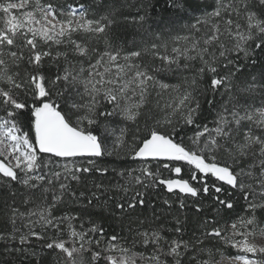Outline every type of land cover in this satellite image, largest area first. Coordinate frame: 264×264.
Listing matches in <instances>:
<instances>
[{"label": "snow or ice", "instance_id": "obj_1", "mask_svg": "<svg viewBox=\"0 0 264 264\" xmlns=\"http://www.w3.org/2000/svg\"><path fill=\"white\" fill-rule=\"evenodd\" d=\"M199 3L207 7L204 0ZM169 7L187 13L190 2L174 0ZM210 7L191 26L195 34L177 37L170 50L167 44L152 43L125 54L108 39L114 10L89 18L83 3L0 0V179L22 184L31 193L23 203L35 204L26 213L12 207L13 232L0 234V241L28 246L33 240L47 241V250L63 254L56 264H85L86 253H91L92 264H168V257L181 264L185 252L192 249L206 255L203 260L193 257L196 264H264V246L255 243L264 239V223L257 218L258 212L264 213V79L253 76L243 86L235 82L243 71L237 60L253 57L251 63L256 64L255 52L264 50V0H215ZM145 20V16L135 18L140 24ZM80 35L85 39L75 38ZM87 38L92 43L99 38L105 50L93 48ZM54 47L68 50L54 51ZM145 57L149 59L141 63ZM49 61L57 65L54 77L47 75ZM182 61L188 62L185 67L199 62L195 77L184 85L157 78L180 68ZM206 74H211L212 93L229 94L211 126L198 122L202 110L198 81ZM256 93L261 94L259 107L249 103ZM104 104L110 110H102ZM208 104L212 106L214 100ZM101 116L122 117L137 126L142 138L128 145L126 131L121 130L113 148L106 149L101 136L91 130ZM183 127L196 129L186 142L180 138ZM105 132L114 135L108 128ZM126 149L131 160L143 165L113 169L119 179L111 187L96 184L85 209L99 204L107 211L111 203L113 215L134 213L145 206L148 191L163 187L169 194L194 199L215 193L214 202L232 210L235 205L220 195L227 186L226 195L235 191L248 202L249 215L227 226L206 219L195 241L169 239L160 229L138 231L140 243L155 248L145 255L133 250L135 239L130 247L118 235L106 236L102 225L89 222L86 228L80 216L54 214L61 204L84 197L72 187L81 184V174L109 175L108 169L99 168L97 158ZM176 164L190 166L189 179L183 178L185 169ZM159 169L174 178H161ZM98 192L105 197L102 203ZM164 204L171 207L168 200ZM185 207L181 198L179 208ZM175 231L180 234L182 228ZM206 241L219 242L236 255L201 247ZM93 246L98 251L93 252Z\"/></svg>", "mask_w": 264, "mask_h": 264}, {"label": "trees", "instance_id": "obj_2", "mask_svg": "<svg viewBox=\"0 0 264 264\" xmlns=\"http://www.w3.org/2000/svg\"><path fill=\"white\" fill-rule=\"evenodd\" d=\"M65 2L73 5L83 3L88 9L89 18H99L108 14L110 10H114L116 13L114 17L115 23L109 30L108 39L113 48L127 54L133 50L150 47L152 43L167 44L170 50L174 46L173 42L177 37L195 34L191 26L197 22L198 18H202L211 10L210 6L215 3V0H204V5H207V7L202 6L199 0H189L190 7L187 13L183 10L177 11L175 7H169V5L174 3V0H59L61 4ZM139 16L146 17L143 24L135 22V18ZM157 37H159V40H157ZM75 38L78 40L85 39L82 35ZM87 39L93 48L100 52L105 50V45L99 41V38L95 43H92L91 38ZM175 46L180 45L176 44ZM53 50L67 51L68 49H56L54 47ZM69 58L73 60V63L76 62L74 58ZM231 58L236 59L234 56ZM252 58H240L237 60V63L243 68V71L237 74L238 79L235 82L241 86H243L244 82L251 81L253 76L257 80L264 79V50L255 52L254 59L257 61L256 64L251 63ZM148 59V57H145L140 62L143 63ZM154 63L156 66H160L159 61H155ZM187 63V61H182L180 68L158 75L157 78L171 85H184L188 79L195 77L196 70L199 67L198 61H193L188 67H185L184 65ZM46 71L49 77H54L57 71V65L49 61ZM210 76L211 74H206L199 79V90L202 91H198L197 95L202 106L198 122L201 125L207 123L211 126L216 118V112L221 109L224 103L228 102L227 97L229 94L224 93L222 90L219 94L212 93L209 84ZM181 90L183 91V88ZM233 91H235V88ZM209 99L214 100L212 106L208 104ZM258 101H261V94H252L249 103L253 107H259L260 104H256ZM102 110H110V106L104 104ZM139 127H144L142 121L139 122ZM105 128L111 130L117 137L120 135L121 130H125V141L128 145L133 143V139L139 140L142 138V134L137 129V126L129 121L123 120L120 116H101L99 117V124L91 130L101 136L104 146L108 150L113 148L111 145H113L114 141L110 137L114 136L107 134ZM195 131L196 129L194 128L183 127L180 130V138L186 142L187 137L192 136ZM96 163L99 168L108 169L109 175L101 176L96 172L81 174V184H73L72 187L77 192H83L84 197L78 202L69 200L66 204H61L54 214L57 216L65 214L80 216L81 222L85 224L86 228L89 222L102 225L105 229L106 236L118 235L122 238V242H127V246L130 247L132 246V240L135 239L137 242L133 250L136 249L137 252H140L142 249L139 238L137 237L138 231L160 229L169 239L183 238L184 240L195 241V238L201 234V225L206 219H214L217 222V226L221 224L227 226L230 222L235 221L237 217L249 215L245 212V205L248 202L242 198L240 193L235 191H233L232 196L226 195L229 191L227 186H224L225 192L220 195L222 199H227L235 205L232 210L223 209L218 203L214 202L213 197L217 195L215 193H210L209 196L202 195L200 198L194 199L178 196L174 193L169 194L163 187L148 191L145 206L143 208H137L134 213L117 212L113 215L111 203L107 211H104L99 204L95 207L85 209L83 205L90 198V190H95L94 186L96 184L111 187L119 179L112 172L113 169L126 171L140 167V161L130 159V150L128 149L122 151L119 155L97 158ZM153 166L155 167V165ZM176 166L185 169L183 174L184 179L190 178L192 171L190 166L183 164H176ZM159 171L161 172V178H174L167 170L159 169ZM209 183H213V181L209 180ZM13 193H15V196L12 195ZM30 194V190L26 189L22 184L0 179V234L7 236L13 232V226L9 221L12 207H17L24 213L35 207V204L25 205L23 203L24 199ZM97 194L101 195L99 192ZM112 195L117 200L120 199L119 195L115 193ZM104 198V195H101V203ZM181 198L184 199L187 205L183 210L179 208ZM33 199L36 200V196H33ZM165 200L169 201L171 207L164 204ZM196 208H201L203 211L197 212L195 211ZM217 209H219V212ZM257 218L263 223L264 213L258 212ZM178 219L182 221L179 225L177 224ZM140 221H144V223L142 224ZM176 227H181L182 233L176 234ZM36 231L39 232L41 230L37 228ZM48 235L51 236L53 233L49 231ZM63 238L67 239V236L65 235ZM46 243L47 241L33 240L32 245L28 246L12 244L10 241H0V264H37V261H39V264H56L59 257L63 254L58 253L56 250H47L44 247ZM201 247L212 249L213 251L216 249L222 250V245L216 241H206L205 245ZM10 248L19 250L12 253L8 251ZM153 249L155 250L154 247ZM92 251L96 252L98 249L93 246ZM32 253H35V255H32ZM193 257L203 260L206 258V255L198 252L196 249H192L189 252H185L181 264H196ZM84 260L85 264H92L91 253H86ZM167 260L168 264H173L172 257H168ZM103 264H107V261H103ZM137 264H146V262L137 261Z\"/></svg>", "mask_w": 264, "mask_h": 264}, {"label": "rangeland", "instance_id": "obj_3", "mask_svg": "<svg viewBox=\"0 0 264 264\" xmlns=\"http://www.w3.org/2000/svg\"><path fill=\"white\" fill-rule=\"evenodd\" d=\"M164 83H166V82H164ZM256 104H261V101L259 102H257ZM122 118V117H121ZM123 119V118H122ZM124 120V119H123ZM112 136H114V137H110L111 138V140H113L114 142H113V145H111V146H114V144L117 142V136L116 135H112ZM106 149H107V147L106 146H104ZM108 147H109V144H108ZM111 148V147H110ZM109 148V149H110ZM111 150V149H110ZM143 163L144 162H142V161H140V167L143 165ZM264 223V222H263ZM255 243H257L258 245H261V246H264V239H257L256 241H255ZM141 246H142V249L140 250V252H137V250L135 249L134 251H136L137 253H142V254H145V255H148V254H151L153 251H155L154 249H153V247L154 246H152V245H148L147 247H145V246H143L142 244H141ZM222 250L223 251H225L228 255H236V253H234L233 252V250H231V249H228V248H223V246H222ZM240 255H243V254H240ZM249 258H254V257H252L250 254H249ZM224 264H227V262L225 261L224 262ZM233 264H236V262L235 261H233Z\"/></svg>", "mask_w": 264, "mask_h": 264}]
</instances>
